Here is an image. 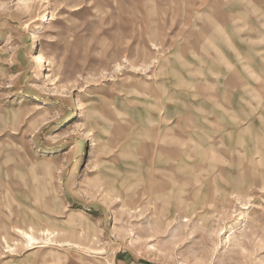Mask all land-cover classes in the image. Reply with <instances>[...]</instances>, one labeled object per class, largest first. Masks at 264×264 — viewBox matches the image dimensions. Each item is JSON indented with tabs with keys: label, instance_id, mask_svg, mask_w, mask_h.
Returning a JSON list of instances; mask_svg holds the SVG:
<instances>
[{
	"label": "rangeland",
	"instance_id": "374dc122",
	"mask_svg": "<svg viewBox=\"0 0 264 264\" xmlns=\"http://www.w3.org/2000/svg\"><path fill=\"white\" fill-rule=\"evenodd\" d=\"M0 264H264V0H0Z\"/></svg>",
	"mask_w": 264,
	"mask_h": 264
},
{
	"label": "crops",
	"instance_id": "0c3cea01",
	"mask_svg": "<svg viewBox=\"0 0 264 264\" xmlns=\"http://www.w3.org/2000/svg\"><path fill=\"white\" fill-rule=\"evenodd\" d=\"M190 130L193 131H197L196 129H194V127H191L188 129V131L190 132ZM192 133L190 132V135ZM192 136H194V140L188 139L192 145L188 146V147H194L197 146L198 147V151L195 152L196 154H201L204 156L203 152H213L215 150V148L217 147V145L219 144V142H217V140L213 139L211 135L207 134H199V132L197 131V134H193ZM185 141H183V144H185L186 139H184ZM210 147H212L213 149L210 150ZM216 151V150H215Z\"/></svg>",
	"mask_w": 264,
	"mask_h": 264
},
{
	"label": "bare ground",
	"instance_id": "6f19581e",
	"mask_svg": "<svg viewBox=\"0 0 264 264\" xmlns=\"http://www.w3.org/2000/svg\"><path fill=\"white\" fill-rule=\"evenodd\" d=\"M42 59H43V54H42V52L40 51L38 54H37V56H36V58H35V60L36 61H42ZM171 121V120H170ZM175 122V121H174ZM190 132L192 133L191 134V136H189V135H187L188 136V139H191V140H194V136H192L193 134H197V131H193V130H190ZM161 141H162V138H161ZM166 142V141H165ZM184 146H185V144H179V147L178 148H180L181 149V151L182 152H184L185 150H190L191 151V149L193 148V151H194V153L195 152H197L198 151V147L197 146H194V147H188V148H184ZM211 149H213L212 147H210V150ZM199 154V153H198ZM201 156V154L200 155H196V158H192V159H195L196 161H194V162H196L197 163V161L199 160V157ZM82 214L83 213H80L79 214V216H82ZM19 232L20 233H22L27 239H29L30 241H34L35 240V238H34V236L32 235V234H30L29 232L27 233V232H25V231H23V230H19ZM236 232H237V230H235L234 232H232V234L228 237V241H231L232 239H233V237H234V235L236 234ZM44 234L46 235V232H44ZM50 235V234H49ZM48 234H47V236H49ZM47 238V237H46ZM54 239V238H53ZM36 241H37V239H36ZM54 242V241H53ZM30 244V243H29Z\"/></svg>",
	"mask_w": 264,
	"mask_h": 264
}]
</instances>
